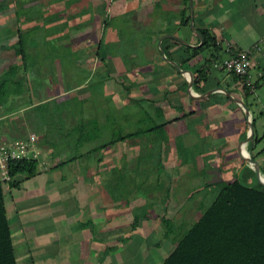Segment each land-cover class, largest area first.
<instances>
[{"label":"crops","instance_id":"0c3cea01","mask_svg":"<svg viewBox=\"0 0 264 264\" xmlns=\"http://www.w3.org/2000/svg\"><path fill=\"white\" fill-rule=\"evenodd\" d=\"M183 6L184 0H0V64H7L0 71L11 68L5 74L13 89L0 101V145L39 160L36 175L19 174L17 186L5 187L27 189L32 199L25 207L44 227L62 222L70 240L63 246L77 242L79 249L76 262L73 250L63 262L69 256L70 264H161L174 234L203 214L220 181L248 166L244 152L264 169V82L245 98L241 78L215 62L203 90L194 91L220 89L197 97L160 52L161 40L167 57L186 60L181 66L193 74L210 57L205 49L189 58L186 46L198 47L200 39L190 25L178 26ZM192 6L195 27L221 40L220 62L248 50L244 82L252 87L264 73V0ZM57 99L59 130L21 115ZM237 100L252 118L247 145V116ZM119 134L123 139L109 143ZM28 251L25 264H34Z\"/></svg>","mask_w":264,"mask_h":264},{"label":"trees","instance_id":"16d2710c","mask_svg":"<svg viewBox=\"0 0 264 264\" xmlns=\"http://www.w3.org/2000/svg\"><path fill=\"white\" fill-rule=\"evenodd\" d=\"M181 15L178 26H189L188 0H184ZM198 30L203 35V43L195 48L186 46V50L190 52L189 58L196 57L205 49L210 51V57L194 69V87L202 91L210 68L215 62H220L219 58L225 52L220 45L221 40L214 34L205 28ZM185 61H181L182 66ZM235 76L241 78L245 98L249 97L252 88L264 82V73L252 87L245 83L244 77ZM119 139H123L121 134L109 143ZM38 165L39 160L35 157H9L6 165L9 179H2L0 171V264H17L4 188L6 185L17 186L15 177L19 174L25 177L36 175ZM243 172L246 176L256 174L259 180L251 167L245 166ZM165 221L171 224V220ZM174 236L175 246L161 264H264V184L260 181L249 184L240 176L233 177L220 186L214 200L191 227Z\"/></svg>","mask_w":264,"mask_h":264},{"label":"rangeland","instance_id":"374dc122","mask_svg":"<svg viewBox=\"0 0 264 264\" xmlns=\"http://www.w3.org/2000/svg\"><path fill=\"white\" fill-rule=\"evenodd\" d=\"M114 23H117L120 20V17L114 18ZM10 61L13 62V58H9ZM2 65L0 67L6 69L7 64H0ZM19 66V65H17ZM11 68H8L7 70L0 71V82L5 77L4 85L2 86L0 83V101L3 99H6L8 97H11L12 95V85L11 80H9L11 75H6L5 73L8 72ZM9 76V78H8ZM3 78V79H2ZM34 84V83H33ZM6 109H11L10 107ZM30 114L35 115L37 118V121H33L34 124H37V126L40 125H47L50 127V129H58L60 128V121H59V114H60V105H59V99L46 102L42 104L41 106H38L33 109H29L28 111L22 112L21 115L24 114ZM27 114V115H28ZM27 115H25L27 117ZM9 121L12 119L11 117L8 118ZM62 124V123H61ZM35 128V127H34ZM38 128V127H37ZM245 173L238 172L236 175L240 176L241 180L246 183H256L258 182V177L255 175H244ZM222 179H225V177H221ZM220 179V178H217ZM257 179V181H256ZM225 182V181H224ZM221 182L220 183H224ZM212 196L215 195V193L218 190V185H214L212 188ZM24 195V199H17L18 195ZM4 195L6 199V209L9 217V223L11 226V232H12V240L14 243L15 251H16V257H17V263L18 264H25V261L29 262L30 260V254L29 249L31 250V256L34 259V264H70L72 263L71 257L66 258L67 261L63 262L64 257L67 255V251L76 249L77 242H73L67 247L63 246L62 242L67 244L65 241L69 242L70 240L66 239L65 237L68 236L66 234V229L63 226L62 222L56 221V225L54 228H49L46 225H43V222H41L43 219L41 217L34 216L35 212L29 211L26 209L25 206L31 201L32 197H30L27 193V189H21V191H18L17 188H12L11 193L9 190H4ZM13 196L14 201L12 202L11 199H9L10 196ZM20 207H22L20 209ZM32 215V216H31ZM195 218H191V222H185L184 225L181 226V233L183 234L186 229H188L191 224L194 222ZM58 223V224H57ZM48 229V230H45ZM49 229H52L53 232H49ZM51 231V230H50ZM77 234H73L72 236H76ZM49 244L50 248L47 246ZM150 244H152L150 242ZM151 250V249H150ZM79 249L77 248V252ZM74 255L73 257V263L78 260V253L73 250L72 251ZM71 255V256H72Z\"/></svg>","mask_w":264,"mask_h":264},{"label":"water","instance_id":"95a60500","mask_svg":"<svg viewBox=\"0 0 264 264\" xmlns=\"http://www.w3.org/2000/svg\"><path fill=\"white\" fill-rule=\"evenodd\" d=\"M189 5H190V13H191L190 27L198 35V37L200 39V42H199V44L197 46H200L203 43V35L201 34V32H199V30L194 25L192 0H189ZM170 36L171 37H174V38H176L178 40H180L181 42H183L185 44H188L187 42H185L179 36H176V35H170ZM159 49H160V52H161L163 58L165 60H167L169 63H171L172 65H174L179 70V72L183 76H185V78L188 80V84H189L188 90H189V93L191 95H194V96L199 97V96H203V95L209 94L210 92H214L216 89H220V88H213V89L209 90L206 93L197 94L194 91V79L195 78H194L193 72L192 71H189V70H185L177 61L168 58L167 55H166V53H165V50L163 49L161 40L159 42ZM237 101L243 107L244 112H245V115L247 116V137L245 139V144L247 145L250 142L251 138H252V128H253V126H252V118H251V114H250V110H249L248 106L242 100H237ZM242 155H243L242 157L244 158L246 165H248L249 167H251L258 174L259 181L262 184H264V171L260 167L258 161L255 160V159H252V157L250 155H246L245 152Z\"/></svg>","mask_w":264,"mask_h":264},{"label":"built area","instance_id":"2783aa9c","mask_svg":"<svg viewBox=\"0 0 264 264\" xmlns=\"http://www.w3.org/2000/svg\"><path fill=\"white\" fill-rule=\"evenodd\" d=\"M264 40V36L262 38ZM248 50H237L231 57L218 62L221 68L227 70L228 72L235 73L242 77H249V70L251 68L252 62L248 55ZM7 144L0 145V171L2 179L7 180L9 176L6 172L7 160L9 157H18L14 151H7Z\"/></svg>","mask_w":264,"mask_h":264},{"label":"bare ground","instance_id":"6f19581e","mask_svg":"<svg viewBox=\"0 0 264 264\" xmlns=\"http://www.w3.org/2000/svg\"><path fill=\"white\" fill-rule=\"evenodd\" d=\"M247 153H248V155H250L248 151H247Z\"/></svg>","mask_w":264,"mask_h":264}]
</instances>
